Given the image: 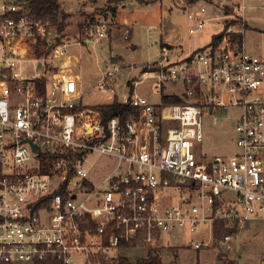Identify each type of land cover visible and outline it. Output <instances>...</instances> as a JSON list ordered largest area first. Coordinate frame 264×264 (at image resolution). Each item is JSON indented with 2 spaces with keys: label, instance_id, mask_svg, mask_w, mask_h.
I'll return each instance as SVG.
<instances>
[{
  "label": "built area",
  "instance_id": "1",
  "mask_svg": "<svg viewBox=\"0 0 264 264\" xmlns=\"http://www.w3.org/2000/svg\"><path fill=\"white\" fill-rule=\"evenodd\" d=\"M178 7L192 35L217 19L228 27L185 60L173 61L166 43L143 64L108 62L96 88L131 112L105 122L83 103L71 47L108 38L109 25L71 33L36 17L29 0H0V262L112 264L122 248L161 247L164 233L206 222L212 239L191 246L227 252L244 226L264 222V55L243 40L249 2ZM138 67L119 99L118 75ZM149 79L159 104L137 91ZM167 92L181 102L164 103ZM230 106L239 109L237 150L203 155L204 112ZM97 156L115 160L99 182L91 176ZM214 223L229 232L215 238Z\"/></svg>",
  "mask_w": 264,
  "mask_h": 264
},
{
  "label": "rangeland",
  "instance_id": "2",
  "mask_svg": "<svg viewBox=\"0 0 264 264\" xmlns=\"http://www.w3.org/2000/svg\"><path fill=\"white\" fill-rule=\"evenodd\" d=\"M63 1L66 3V8L62 4ZM63 1L60 2L59 0L62 10L69 15L66 25V27L70 26L71 28H69V32L74 33L77 28L83 30L84 26L96 22H106L110 30L116 32L113 33L112 39V41L115 39L116 43H110L108 39L91 43L85 49L89 51L88 54L83 52V47H71L72 52L84 54L83 62L80 63V68L76 71L82 75V88L85 92L83 103L94 108H97V105L112 102L105 91L96 88L98 77L105 71V61L103 62V59L97 61V58L103 57L102 55L106 52L115 49L123 55L125 63L143 64L157 57L158 42L162 40V37L165 42L177 43L178 49L184 50V54H189L200 46L212 43L213 37L221 32L223 33L224 28L228 27V25L224 26L222 19H217L208 22L207 26L198 34L192 35L189 33L192 21L188 19L184 10L176 7L175 3L177 1L158 0L154 3H144L137 6L136 0H122V2L126 1V10L129 12L135 11V14L129 15V17L141 22L135 26L131 34L129 33L130 38L125 39V27L120 29L121 26L116 20V14L106 12L109 7L107 4L86 12L81 10L83 0ZM249 4L251 7L247 12L245 33L242 34L243 40H245L249 51L264 55V0H250ZM161 7L170 12V16L165 18L164 26L167 29L164 31L160 27L147 29V25L151 23L152 19H155V21L156 19L161 20ZM129 12L126 13L129 14ZM143 12L146 14L145 17L142 16ZM173 32L180 35L178 41L174 39ZM133 45L136 49H133ZM27 65L30 66L29 63ZM138 73L139 67L131 72L124 70L118 75L116 89L119 99H123L130 94L129 88L125 86L127 77L138 76ZM168 90L172 91L173 89L168 88ZM137 91L147 96L153 104L161 102V97L153 91V80L151 79L143 82L137 88ZM167 95L173 94L167 92ZM238 110V108L230 106L227 109L220 107L213 113H210L209 110L204 112L203 141L199 144V151L203 155H232L237 150L235 126L239 114ZM93 162L95 171L91 176L95 182H99V177L110 171L115 164V160L107 156H97L93 158ZM212 236V222L202 223L196 232H192L187 228H180L170 233H164L159 241L161 247L122 248L117 252L119 254L118 258L124 256L136 261L153 256L160 259L161 264H264V222L252 221L244 226L235 234L233 248L227 252L210 247L199 250L191 246L192 241L207 242L212 239ZM214 236L215 238L218 237L215 234V223ZM16 264L32 263L23 261Z\"/></svg>",
  "mask_w": 264,
  "mask_h": 264
},
{
  "label": "crops",
  "instance_id": "3",
  "mask_svg": "<svg viewBox=\"0 0 264 264\" xmlns=\"http://www.w3.org/2000/svg\"><path fill=\"white\" fill-rule=\"evenodd\" d=\"M63 0H60V2H62ZM126 1H128V0H126ZM126 1H124V2H122V0H83V6L81 7V10H83V11H86V12H89V11H92V10H94L95 8H98V7H102V6H105L106 4L109 6L108 7V10L106 11V12H112L113 14H116V20L119 22V25L121 26L120 27V29L121 28H124L125 27V34H124V38L125 39H129L130 38V34L132 33V30L135 28V26H137V25H139V23H141L140 21H135V20H133V19H131L130 17H129V15H134L135 14V11H128V10H126L125 8H126V6H127V4H126ZM155 1H158V0H136V2H137V6H141L142 4H144V3H154ZM160 1V0H159ZM177 1V2H176ZM181 1L182 0H175V5H176V7L177 8H179V9H182V8H180V7H178V4L179 3H181ZM250 0H248V2H249ZM91 3V4H90ZM62 4L64 5V7L66 8V3H65V1H63L62 2ZM250 5V4H249ZM111 6V7H110ZM161 6H162V3H161ZM251 7V6H250ZM113 9H115V12H113ZM67 10V9H66ZM183 10V9H182ZM161 11H162V16H161V20L160 19H156V21H155V19H152L151 20V23H149L148 25H147V29H152V28H155V27H160L161 29H162V31H164L165 29H167V27H165L164 26V24H165V18L166 17H169L170 16V12L168 11V10H166V9H162V7H161ZM67 12L70 14V12L67 10ZM126 12H129V14H127ZM186 14V13H185ZM142 16L143 17H145L146 16V14L143 12V14H142ZM187 16V15H186ZM191 21V20H190ZM191 23V22H190ZM190 23H189V25H190ZM192 25V24H191ZM190 25V26H191ZM130 29V34H129V37L128 38H126L125 36H126V29ZM169 28V27H168ZM190 28V27H189ZM113 33H114V31H111L110 30V32H109V37L108 38H106V40L108 39V41L110 42V43H112V42H114V43H116L115 41V39L112 41V39H113ZM116 33V32H115ZM114 33V34H115ZM173 35H174V39L175 40H177L178 41V39H179V37H180V35L176 32H173ZM245 41V40H244ZM92 42H89V41H87V45L85 44V45H83V46H80V47H83L82 49H83V52H85L86 54H88V50H85V49H87L88 48V45H90ZM166 43H168V42H165L164 40H163V37H162V40L161 41H159L158 42V54L160 55V48H161V46H164ZM93 44V43H92ZM170 46H172V60L173 61H181V60H185V59H187L193 52H195L197 49H200V48H202V47H204V46H200V47H198L197 49H195L194 51H192L191 53H187V54H184V50H182V49H178V45H177V43H174V42H169L168 43ZM136 46V45H135ZM206 46V45H205ZM133 49H136V47H134V45H133ZM252 52V51H251ZM76 53V52H75ZM253 53H256V52H254L253 51ZM76 54H78L79 56H80V62H79V64H78V68H80V63L81 62H83V56H84V54L83 53H76ZM157 54V57L156 58H158L159 57V55ZM258 54V53H257ZM103 57H98L97 58V61L98 60H100V59H103L102 61L104 62L105 61V68H106V64L108 63V62H112V63H120V64H124V65H126V64H128V62L127 63H125V61H124V57H123V55L119 52V51H117V50H115V49H112V50H110V51H108V52H106L105 54H103L102 55ZM152 58H155V57H152ZM155 58V59H156ZM77 68V69H78ZM76 69V70H77ZM100 69V68H99ZM100 71H101V69H100ZM78 72V71H77ZM80 73V72H79ZM103 73L104 72H102L101 73V75L98 77V80H97V83H98V81H99V79L102 77V75H103ZM81 74V73H80ZM81 88H82V75H81ZM82 90H83V88H82ZM84 91V90H83ZM236 121H237V118H236ZM219 263H221V262H219Z\"/></svg>",
  "mask_w": 264,
  "mask_h": 264
},
{
  "label": "trees",
  "instance_id": "4",
  "mask_svg": "<svg viewBox=\"0 0 264 264\" xmlns=\"http://www.w3.org/2000/svg\"><path fill=\"white\" fill-rule=\"evenodd\" d=\"M29 4L32 13L36 17L51 19V21L57 25L59 30H63L66 27L67 18L69 17V15L62 10L59 0H29ZM113 12H115V9H113ZM222 36H223L222 32L218 35H215L213 37L212 42L221 39ZM235 38L240 41L242 40L241 35H237L235 36ZM162 100L164 103L181 102V99L179 97L169 96V95H164ZM97 108L102 111L103 120L105 122L115 116H121L125 120L130 116V112H131V108L129 105L122 104L117 100L108 104L97 105ZM227 232L229 231L223 229V227L219 223H215V234L218 237H220L221 235ZM0 264H10V263L0 262ZM105 264H110V263H105ZM112 264H161V261L157 257H153V256L145 259H138L136 261L130 260L126 257H120L117 262Z\"/></svg>",
  "mask_w": 264,
  "mask_h": 264
},
{
  "label": "water",
  "instance_id": "5",
  "mask_svg": "<svg viewBox=\"0 0 264 264\" xmlns=\"http://www.w3.org/2000/svg\"><path fill=\"white\" fill-rule=\"evenodd\" d=\"M33 148L36 150L37 149V145L33 144Z\"/></svg>",
  "mask_w": 264,
  "mask_h": 264
}]
</instances>
